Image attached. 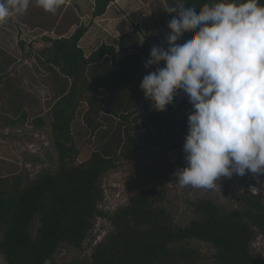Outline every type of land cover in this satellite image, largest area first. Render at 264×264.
<instances>
[{
	"label": "trees",
	"instance_id": "1",
	"mask_svg": "<svg viewBox=\"0 0 264 264\" xmlns=\"http://www.w3.org/2000/svg\"><path fill=\"white\" fill-rule=\"evenodd\" d=\"M111 1L93 0L91 20ZM163 1L166 9L181 3ZM213 2L183 0L197 9ZM88 26L47 39L35 51L47 72L51 96L45 100L13 73L18 61L2 65L0 129L47 127L55 157L53 170L33 180L23 170L0 174V256L6 264H264L251 249L257 232L264 239V199L248 190L250 173L231 178L241 186L233 204L185 198L178 220L159 187L133 192L115 210H100L104 178L133 165L138 146L152 149L156 159L150 172L134 179H162L186 165L183 143L193 108L178 90L165 111L150 109L139 85L158 65L144 67L153 45L139 40L136 26L112 43L98 42L86 55L78 43ZM231 179L217 182L228 189ZM98 217L107 218L112 230L90 256L56 261L59 249L82 248ZM194 241L210 249L202 251Z\"/></svg>",
	"mask_w": 264,
	"mask_h": 264
},
{
	"label": "clouds",
	"instance_id": "2",
	"mask_svg": "<svg viewBox=\"0 0 264 264\" xmlns=\"http://www.w3.org/2000/svg\"><path fill=\"white\" fill-rule=\"evenodd\" d=\"M32 0H0V24L23 14ZM65 0H35L55 13ZM168 22L167 48L153 46L144 67H156L139 85L150 109L165 111L181 90L188 113L186 165L174 175L181 187L213 189L221 178L264 174V4L215 0L185 7ZM189 33L184 43H177ZM252 195L261 188L249 185Z\"/></svg>",
	"mask_w": 264,
	"mask_h": 264
},
{
	"label": "rangeland",
	"instance_id": "3",
	"mask_svg": "<svg viewBox=\"0 0 264 264\" xmlns=\"http://www.w3.org/2000/svg\"><path fill=\"white\" fill-rule=\"evenodd\" d=\"M84 2L82 5V14L86 17L85 23H87L91 14L90 1L84 0ZM133 2H139L140 5L134 13H130L127 16L130 22L131 19L137 18L145 8L147 10H153V16L155 14V17L158 18L152 23L151 27L146 26L140 30L139 26H137L139 40L142 42L146 38L153 46L167 48L166 36L171 31L167 27V24L175 14L165 12L164 8L166 5L163 0H126V3L131 6L134 4ZM123 29L125 30L126 27H113L116 35ZM188 35L184 33L177 43H184ZM35 48L39 47L37 46ZM36 57L37 55L33 54L32 56H27V59L18 61L13 66V73L19 74L20 77L22 76L23 84L26 88L41 100H45L51 96L48 84L46 83L47 72L43 69V65L37 61ZM163 66L164 62L161 61L158 67ZM182 95H184L183 92L178 94V96ZM0 139V174L6 175L15 170H23L28 179L33 180L40 172L53 170L55 152L49 139L47 127L40 130L24 127L14 130L11 133L7 129H0ZM135 150L136 161L133 165L125 170L111 172L104 178V199L99 205L100 210L103 212H109L125 205L129 195L133 192L141 189L159 187L164 188L167 196L171 198L173 204L172 214L178 220L180 216L184 215L182 202L185 198L210 197L218 202L233 204L237 193L241 191V186H238L232 179L230 180L228 189H222L217 181L216 187L213 189H199L191 186L181 187L178 182H175L176 176L174 173L162 179H134L136 176L140 177L150 172L156 159L155 152L152 149L138 146ZM256 178V187L261 188L260 194L263 195L264 199V174ZM111 230L112 225L110 221L107 218L98 217L94 221L90 235L83 242L82 248H61L55 253L54 259L58 262H68L72 259L88 258L93 245ZM193 244L202 251H208L210 249L201 242L194 241ZM251 249L257 257L264 260V239L258 232L251 242ZM0 264H6L1 256Z\"/></svg>",
	"mask_w": 264,
	"mask_h": 264
},
{
	"label": "crops",
	"instance_id": "4",
	"mask_svg": "<svg viewBox=\"0 0 264 264\" xmlns=\"http://www.w3.org/2000/svg\"><path fill=\"white\" fill-rule=\"evenodd\" d=\"M89 1L92 12L93 0ZM83 2L84 0H65V3L53 14L37 7L35 0H32L23 14H11L4 24H0V75L4 69L2 65H6V62L11 59L16 61L27 59V54L30 56L36 54L35 51L45 44V40L68 37L78 25H89L87 32L78 43L87 55L96 48L98 42L112 43L122 32L130 31L134 26H139L140 30L146 26L151 27L158 19L155 14L153 16V10L145 8L130 22L127 16L138 9L139 2H133L131 6L126 0H112L103 15L91 20L90 14L89 21L85 23L86 17L82 14ZM164 9L167 12L166 7ZM114 26L126 27V29L116 35ZM37 46L39 48H35Z\"/></svg>",
	"mask_w": 264,
	"mask_h": 264
},
{
	"label": "built area",
	"instance_id": "5",
	"mask_svg": "<svg viewBox=\"0 0 264 264\" xmlns=\"http://www.w3.org/2000/svg\"><path fill=\"white\" fill-rule=\"evenodd\" d=\"M256 180H257V178H254V177H253V183L250 184V185H255V186H257V185H256ZM248 190H249V185H248ZM249 191H250V190H249ZM256 196H261V197H263L262 194H260V195H256Z\"/></svg>",
	"mask_w": 264,
	"mask_h": 264
}]
</instances>
